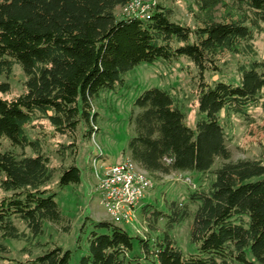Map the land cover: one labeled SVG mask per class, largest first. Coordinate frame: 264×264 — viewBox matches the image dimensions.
I'll list each match as a JSON object with an SVG mask.
<instances>
[{"label": "trees", "instance_id": "obj_1", "mask_svg": "<svg viewBox=\"0 0 264 264\" xmlns=\"http://www.w3.org/2000/svg\"><path fill=\"white\" fill-rule=\"evenodd\" d=\"M228 1L229 7L227 0H196L198 24L191 29L173 22L171 10L159 4L118 18L116 8L129 0H0V77L13 65L26 76L25 91L11 99L2 97L9 84L0 82V188L8 192L0 197L3 238H20L15 220L33 236L43 233L45 223L64 233L71 230L55 194L46 189L55 170L42 153L41 140L28 138L27 125L44 118L54 135L74 138L82 127L83 137L91 138L98 131L93 100L99 93L123 86V76L140 64L186 58L198 77L201 117L195 130L185 125L183 112L166 91L149 88L133 103L138 111L130 117L134 134L128 156L149 178L198 172L215 179L207 190L190 191L184 202H167L164 211L142 207L151 231L165 221L153 242L133 238L110 221L86 217L93 229L79 264H264V160L232 161L219 119L225 110L248 124V109L264 108V62L240 67L239 85H211L204 77L219 71L224 53H239L242 47L251 51L253 32L264 31V0ZM220 6L231 12L219 19ZM3 140L30 148L33 155L1 150ZM67 148L75 156V143L61 146ZM216 160L221 163L212 170ZM79 183L74 164L62 168L60 188ZM192 205L189 240L198 251L184 256L169 233L190 216ZM133 239L142 256L132 254ZM70 258L69 250L54 246L33 263L69 264Z\"/></svg>", "mask_w": 264, "mask_h": 264}, {"label": "rangeland", "instance_id": "obj_2", "mask_svg": "<svg viewBox=\"0 0 264 264\" xmlns=\"http://www.w3.org/2000/svg\"><path fill=\"white\" fill-rule=\"evenodd\" d=\"M131 1L138 3L139 10L141 7L145 11L148 10L150 4H159L168 8L171 10L173 22L187 25L191 29L198 24L199 12L196 0ZM230 4L227 0L228 7ZM228 7H217L215 16L220 19L227 11L231 12ZM131 12L132 7L129 3L127 6L117 7L115 15L120 18ZM249 45L251 51L242 47L239 53H224L219 61V71L205 73V80L211 85L217 81L239 85L240 67H247L254 61L264 62V31H254ZM197 79L196 68L186 58H180L171 63L159 60L153 64H140L123 76V86L116 87L112 91L101 92L94 98L93 106L97 113L98 131L91 138L83 137L82 127L74 138L54 135L48 121L44 118L35 119L27 125L25 133L28 138L41 140L42 153L48 158L49 167L55 170L46 189L50 194H55V202L62 215L69 220L71 230L69 233H64L59 226L45 223L43 233L33 236L22 221L15 220L14 224L21 234L19 239L3 238L0 230V246L7 249V252L0 249L2 258L0 264H34L33 261L38 256L54 246L71 252L69 264H79L80 258L87 252V236L93 229L85 218L89 217L94 222L110 221L106 211L100 205L97 193L98 179L104 167L119 164L129 157L127 145L134 134L130 117L132 112L136 114L138 111L133 106L134 100L149 88L166 91L183 112L185 125L195 130L196 123L201 117L197 105ZM25 81L26 76L22 69L18 65H13L10 73L0 77V82H7L10 86V91L2 94V97L11 99L22 94L25 91ZM262 100L264 101V93ZM247 113L252 120L248 124L240 116L227 113L225 110L219 113L220 122L227 134L226 144L231 152L232 161L260 158L264 160L262 132L264 108L262 105L251 107ZM73 143L76 145L75 156L71 155L68 148L61 150V146H70ZM1 150L12 151L18 155H33L30 148H15L5 140L2 141ZM220 163V160H216L212 170L217 169ZM72 164L80 171V183L60 188L58 185L62 168ZM150 179L153 187L146 193L136 209L138 224H135L134 228L119 226L133 238L146 237L153 242L160 235L165 221H159L158 231H151L148 229L146 218L142 215V207L151 205L164 211L167 202H184L193 189L207 190L215 176L183 172ZM5 195H8V192L0 188V197ZM195 209L196 205H192L190 216L179 225H175L169 233L184 256L196 254L198 251L197 246L189 240ZM132 254L143 255L140 253L136 239H133ZM141 264L150 263L142 260Z\"/></svg>", "mask_w": 264, "mask_h": 264}, {"label": "built area", "instance_id": "obj_3", "mask_svg": "<svg viewBox=\"0 0 264 264\" xmlns=\"http://www.w3.org/2000/svg\"><path fill=\"white\" fill-rule=\"evenodd\" d=\"M129 3L132 7L130 14H143L147 11L143 7L139 10L137 2L129 0ZM152 187L153 183L147 173L126 157L119 164L103 168L98 179L97 193L110 222L134 228L138 224L136 209Z\"/></svg>", "mask_w": 264, "mask_h": 264}]
</instances>
